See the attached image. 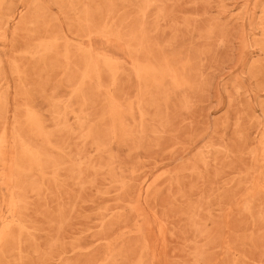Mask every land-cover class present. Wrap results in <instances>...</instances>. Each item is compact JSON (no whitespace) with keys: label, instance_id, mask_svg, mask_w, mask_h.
I'll return each instance as SVG.
<instances>
[{"label":"rangeland","instance_id":"1","mask_svg":"<svg viewBox=\"0 0 264 264\" xmlns=\"http://www.w3.org/2000/svg\"><path fill=\"white\" fill-rule=\"evenodd\" d=\"M0 264H264V0H0Z\"/></svg>","mask_w":264,"mask_h":264}]
</instances>
